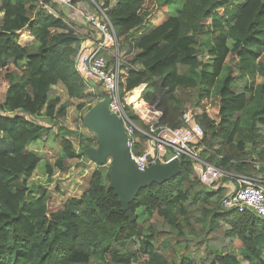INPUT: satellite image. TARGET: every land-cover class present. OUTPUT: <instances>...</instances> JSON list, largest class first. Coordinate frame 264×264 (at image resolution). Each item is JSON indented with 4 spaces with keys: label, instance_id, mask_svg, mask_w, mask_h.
I'll list each match as a JSON object with an SVG mask.
<instances>
[{
    "label": "trees",
    "instance_id": "16d2710c",
    "mask_svg": "<svg viewBox=\"0 0 264 264\" xmlns=\"http://www.w3.org/2000/svg\"><path fill=\"white\" fill-rule=\"evenodd\" d=\"M160 1L103 4L109 7L120 49L139 67L121 75V93L139 92V101H157L162 122L175 127L185 112L175 90H188L189 105L201 109L195 115L204 134L200 157L224 171L242 173L239 169L249 167L242 163L249 153L264 160V0H180L174 14L130 38L160 6L175 4ZM53 4L0 0V75L5 85L0 99V264H78L87 254L101 259V253L110 264H264V217L223 209L225 188L202 185L186 157L177 177L137 193L129 204L136 215L132 222L108 187L105 165L92 172L79 198L62 204L51 200L45 188L27 186L39 163L28 146L51 133L34 119L46 118L57 126L52 140L59 154L45 167L49 175L53 168L66 173L70 160L97 145L95 137L85 142L80 133L58 125L65 120L67 103H60L56 86L78 100L80 111L91 109L99 95L95 85L87 90L75 70L81 38ZM48 7L58 14L49 23L54 31L39 23ZM255 75L259 83L247 85L246 78ZM138 139L135 149L141 152L146 137L139 134ZM150 210L158 219L150 218ZM179 244L184 248L180 255Z\"/></svg>",
    "mask_w": 264,
    "mask_h": 264
},
{
    "label": "built area",
    "instance_id": "2783aa9c",
    "mask_svg": "<svg viewBox=\"0 0 264 264\" xmlns=\"http://www.w3.org/2000/svg\"><path fill=\"white\" fill-rule=\"evenodd\" d=\"M49 3H56L63 9L73 11L94 34L92 40L78 48L74 68L86 84L99 86L109 97L108 110L121 120L127 136L129 158L138 170L143 171L151 165L164 164L173 159L179 160L180 164L181 158L186 157L191 161L193 174L209 189L223 187L219 186V181L224 177L235 180L233 189L226 190L221 198L223 209L238 212L248 210L256 216L264 217L262 179L224 171L200 157L204 134L195 120L196 114L193 115L192 111L184 112L180 125L172 127L162 122L163 112L158 102L139 101V92L122 95L121 75L138 66L124 60V53L108 19L107 9L93 6L86 0H49ZM115 47L116 60L113 66H109L106 57L109 50ZM139 134L146 137L141 152L135 149L139 143Z\"/></svg>",
    "mask_w": 264,
    "mask_h": 264
},
{
    "label": "rangeland",
    "instance_id": "374dc122",
    "mask_svg": "<svg viewBox=\"0 0 264 264\" xmlns=\"http://www.w3.org/2000/svg\"><path fill=\"white\" fill-rule=\"evenodd\" d=\"M110 5H113L115 0H108ZM161 0L160 2H162ZM94 2V1H93ZM105 2L104 0H97V3L94 6H101V4ZM180 0H175V4L169 5L168 6H160L158 10L154 13V15L151 18V24L152 25H157L161 23L163 20L166 19L171 14H174L176 10L179 9L180 5ZM91 6V5H90ZM92 8V7H91ZM97 10L96 8H94ZM148 22V23H149ZM144 24L142 27L137 28L131 32V36L138 37L139 34L141 35L144 31L149 30L152 26L150 24ZM211 25L205 26L204 30L210 29ZM115 31V30H114ZM116 35V33H115ZM132 37V38H135ZM125 52V51H124ZM126 53V52H125ZM113 55V56H112ZM107 61L109 66H113V63L116 60V47L111 48L109 50V53L107 55ZM129 56L124 55V60L127 61ZM203 59L205 61L210 62L209 56L204 54ZM114 60V61H113ZM123 60V58H122ZM232 61V60H231ZM123 62V61H122ZM139 68V67H138ZM260 77L259 76H249L246 78V83L247 85H256L259 83ZM94 84H89V86H92ZM97 86V85H95ZM4 82L2 80V77L0 75V99L3 95L4 92ZM57 93L60 96V103H67V113L65 120L61 122L58 125L63 126L65 129L72 130L74 133H80V135L83 138V141L87 140H93L95 135L90 132L82 123V118L79 117L80 114H83V116L87 113L86 110L87 108L82 109L81 111L77 108L78 105V100L76 99H69L66 95L65 90L62 88L61 85H58L56 87ZM191 92L188 90H176L175 96L176 99H179L182 104H184V109L186 111H192L193 115L199 114L200 113V107H197L195 105H189L190 103V98H191ZM101 100V97H99L98 100L95 101V104H97ZM157 102V101H156ZM94 104V105H95ZM89 111V110H88ZM182 117V116H181ZM31 118V117H30ZM36 122H39L41 124H44L45 126H48L51 128L50 134L47 136L45 140H38L36 142H32L29 146L28 149L30 151L35 152L36 154L39 155V163L32 173V176L30 179L27 180V186L31 189H35L36 187H41L45 188L47 193L50 195L51 200H53L55 203H60L62 204L66 199L68 198H79L83 192L86 190L88 186V181L89 178L92 174V172L98 167V164L92 162L89 158H87L84 153L83 157L73 159L69 161V168L66 173H62L59 170L53 168L52 169V174L49 175L46 173L45 167L46 165H52L54 160L57 158L59 154V147L58 145L52 140L53 138V133L56 132L57 126L53 125L51 122H49L46 118H38L34 119ZM96 138V137H95ZM73 144L75 148H78V144L74 138H72ZM97 143V141H96ZM91 144V143H90ZM97 147V145H94V148ZM1 148H6V146H2ZM86 148H91L90 146ZM85 148V149H86ZM247 151H250V147L247 148ZM233 161H235L233 159ZM237 162V161H235ZM234 162V163H235ZM245 165L248 164L249 167H243L239 169V171H243L242 174H246L249 176H255L264 181V160L261 161L256 153H249L248 157L243 160ZM214 164V163H213ZM239 164V163H238ZM105 166L109 168L110 163H106ZM231 168H236V166H232ZM236 170V169H234ZM234 179L230 177H224L219 181V186L226 185L224 188L227 191H231L234 186ZM19 181L17 182V185H19ZM36 196V194H35ZM149 216L152 220L158 219L156 216L155 211H149ZM148 225V222H145V225L143 226L146 228ZM191 239V237L188 238V241ZM178 254L180 255L182 251H184V248L181 247V244H179L177 247ZM165 255L169 258L171 255L166 252ZM87 260L85 261H76V263H82V264H97L100 261L110 264L109 260H107V257H105L104 253H101V259L93 260L91 258V254L86 255ZM138 263H133V264H139Z\"/></svg>",
    "mask_w": 264,
    "mask_h": 264
},
{
    "label": "water",
    "instance_id": "95a60500",
    "mask_svg": "<svg viewBox=\"0 0 264 264\" xmlns=\"http://www.w3.org/2000/svg\"><path fill=\"white\" fill-rule=\"evenodd\" d=\"M97 93L101 100L93 105L83 116V125L92 132L97 147L86 148L84 155L98 165L110 163L108 187L113 190L129 222L136 215L129 204L137 193L153 183L163 184L180 174L179 160L173 159L164 164H154L143 171L138 170L129 158L127 136L119 118L108 110L109 97L100 89Z\"/></svg>",
    "mask_w": 264,
    "mask_h": 264
},
{
    "label": "crops",
    "instance_id": "0c3cea01",
    "mask_svg": "<svg viewBox=\"0 0 264 264\" xmlns=\"http://www.w3.org/2000/svg\"><path fill=\"white\" fill-rule=\"evenodd\" d=\"M50 4H53V3H50ZM103 4H104V2H103ZM103 4L101 6H104ZM109 6H111V5L109 4ZM60 9H61V11L63 13L64 21L69 23L77 31L76 32L77 35L81 38L80 43H79V47L81 46V44L85 45L86 43H88V41L93 39L94 34L92 33V31L87 28V25L84 24V22H82L81 19H79L77 17V15L73 11H70L68 9H63V8H60ZM48 10H49V14L45 18L44 17L40 18L39 23L42 24V25L47 26V29L49 31H54V29L52 28V26L49 23L53 19L57 18L58 14L52 8H51V10L50 9H48ZM150 22L148 24H150L152 27L149 30H151L152 28H154L155 26L158 25V24L157 25H152ZM149 30H147V31H149ZM147 31H144L143 33L147 32ZM132 37H135V36H131L130 35V38H132ZM22 64L25 65L26 64L25 61H23ZM180 89L181 88H177L176 90H180ZM87 90L88 91H92V86H89V89H87ZM95 90H96V88H95ZM176 90H175V93H176ZM225 186L226 185H223V187H225Z\"/></svg>",
    "mask_w": 264,
    "mask_h": 264
},
{
    "label": "bare ground",
    "instance_id": "6f19581e",
    "mask_svg": "<svg viewBox=\"0 0 264 264\" xmlns=\"http://www.w3.org/2000/svg\"><path fill=\"white\" fill-rule=\"evenodd\" d=\"M100 7H101V8H105V9H107V11H108V7H104V6H100ZM97 89H100L99 86L96 87V91H97ZM100 90H101V89H100ZM92 148H94V147H92Z\"/></svg>",
    "mask_w": 264,
    "mask_h": 264
}]
</instances>
